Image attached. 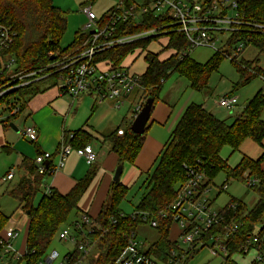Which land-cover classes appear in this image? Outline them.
Listing matches in <instances>:
<instances>
[{"label": "trees", "instance_id": "obj_1", "mask_svg": "<svg viewBox=\"0 0 264 264\" xmlns=\"http://www.w3.org/2000/svg\"><path fill=\"white\" fill-rule=\"evenodd\" d=\"M125 1L133 2V0ZM236 2L242 24L237 26V30L231 31L229 47L233 49L237 43L243 41L246 46L256 48L257 54L253 59H245L242 56L240 59L235 57L236 60H234L241 80L249 82L254 77H264V67L260 65V57H264V29L254 26L255 24L264 25V0H236ZM107 13L100 18L101 26H104L108 19ZM0 22L16 33L9 53L16 57L17 69L21 71H31L45 66L52 60L53 55L83 49L90 36V33L79 30L75 33L73 41L66 47H62L61 43L68 26V12L56 6L54 0H0ZM169 22V17L156 16L152 11L146 12L139 19L119 21L114 37L140 33L152 28H158L162 33H167L120 44L95 55V61L111 62L116 67H130L152 41L167 39L162 50L149 51L144 57L147 67L140 77V89L144 95L141 105L143 106L148 97H153L152 111L161 100L166 81L174 74L186 79L192 89L202 91L208 87L211 74L218 69L222 58L225 57L216 51L204 63L197 62L190 53L180 58V53L187 48L189 42L185 33L178 30V26H170L172 30H167L170 29L165 28ZM137 50L141 52L131 56V63H127L128 55ZM163 50L172 53L166 58H161ZM46 81H51L52 84L47 87L41 86ZM53 81H57V77L51 75L9 92L2 102L9 111L16 106H19V111L15 115L0 118V124L6 129L11 127V122L26 111L34 96L54 86ZM263 112L264 88L257 91L230 124L218 118L202 103L188 104L164 143L155 164L146 173V178L140 187L142 195L134 209V212H148L150 217L157 221V226L154 228L157 238L144 250L147 256H154L163 264L169 262L171 250L175 246L174 239L170 238L174 222L170 217H162V212L175 201L177 187L187 180L184 165H196L198 161L208 174L209 183L214 182L219 173L225 174L226 183L230 180H238L248 185V178L244 175L246 172L249 173V178L258 179L255 185H248L258 197L252 208H249L241 199L231 197L229 200L239 203L236 214L232 218L239 228L237 233L227 241L229 254L223 258L222 264H237L232 260V256L242 252L245 240L257 227L261 229L260 234L264 233ZM231 114L233 113L230 111ZM134 118V116L124 118L113 130L99 134L83 127L67 131L66 144L73 150H77L98 140L109 145V151L117 156L118 165H123L125 162L133 164L144 146L151 123L147 125L144 134H138L131 129ZM246 140L260 144L263 148L261 155L258 158L244 155L237 165L234 167L229 165L228 160L221 155L224 147H230L233 152H236ZM31 142L36 143V141ZM61 148V146L58 147L52 153V160L48 162L45 174H40L35 161L27 157L18 166L21 176L17 179L15 186L7 189V193L18 201L19 208L26 213L29 212L26 250L18 260L0 255V264H37L50 253L55 239L59 238V231L66 226H72L82 214L94 220L93 230L87 233L93 245L90 254L86 255V264H117L127 252L131 232H137L138 226L144 223L134 212L131 214L122 212L120 205L131 187L124 185L120 180L111 182L106 199L97 215L94 216L80 208V201L99 169L94 164L69 192L63 194L55 188H50L42 192L37 200L41 186L45 184L47 176L53 173L54 161ZM44 153L37 147V156ZM10 219L11 216L3 212L0 204V234ZM83 227L87 228V225ZM202 249L203 247L184 252L183 255H186V258L183 264H188L190 259ZM73 252V258H76L79 254L78 247ZM180 257L174 259L177 262L175 264H182Z\"/></svg>", "mask_w": 264, "mask_h": 264}, {"label": "built area", "instance_id": "obj_2", "mask_svg": "<svg viewBox=\"0 0 264 264\" xmlns=\"http://www.w3.org/2000/svg\"><path fill=\"white\" fill-rule=\"evenodd\" d=\"M213 1V0H212ZM206 2L205 0H133L129 3L120 0L107 13V21L104 26L99 24L100 18L91 10L84 7L87 14V28L91 29L90 36L86 40L87 45L83 49L73 50L65 54L53 55L52 60L45 66L35 68L31 71H21L17 69L16 57L9 53L15 41L16 33L0 22V118H6L17 114L19 106L9 111L2 99L11 91L27 83L47 78L54 75L57 81H53L59 92L76 99L83 93H94L97 101L112 100L119 105L134 90L140 89V77L131 71L129 67L113 66L111 62L95 61V55L100 51L111 47L130 43L139 39L154 36L160 31L152 28L145 32L127 34L121 37H114L119 21L127 22L131 18L139 19L143 14L152 11L156 16L165 15L170 18L167 26H178V30L185 33L188 39L187 48L180 53L183 58L195 48L207 46L215 51L221 52L226 57L241 58L248 46L243 41L231 49L229 39L223 43L222 47L217 46L218 34L227 30L229 33L237 30V26L242 24L240 15L237 12L236 0H216ZM228 11V12H227ZM233 11L230 15L229 12ZM257 28L264 25L255 24ZM85 43V44H86ZM264 78L263 76H260ZM55 80V78H54ZM237 97L224 96L219 100V105L232 111L235 107ZM142 105L135 110L134 117L141 110ZM22 135L30 141L38 140V132L31 125H24L21 129ZM76 151L84 157L90 165L97 159V153L88 145L85 148L73 150L65 144L62 146L57 161L54 163L53 172L65 165L66 159ZM52 160V153L45 152L35 157V163L40 174L47 172V163ZM187 172V180L181 183L176 189L175 201L162 212V217H170L174 225L177 226L178 237L174 239L175 246L171 250V257L167 264L177 263L174 259H179L183 264L186 255L184 252L198 248L210 247V252L214 256H228L227 241L238 231V224L233 221L239 203L238 201H228L224 206L216 208L215 198L209 196L211 184L209 176L202 164L198 161L196 165H184ZM15 171H10L3 179L11 180ZM248 178V185H255L258 179L249 178V173H245ZM228 183H224L219 188L226 190ZM50 187L47 188L49 190ZM142 222L149 223L153 228L157 226V221L150 217L148 212H134ZM94 220L85 214L79 217L72 226H66L59 231V238L62 241H70L74 244V249L78 247L79 254L73 258V251L61 254L58 250L52 249L50 253L37 264H86V255L92 250V241L87 236L88 231L93 230ZM87 225V228L83 226ZM89 227V230H88ZM260 227H257L253 234L249 235L242 246L241 256H248L253 253L249 264H264V233L260 234ZM19 235L15 226H6L0 234V255L18 260L24 252L15 250L12 240ZM185 244V246L183 245ZM126 254L117 264H163L154 256H147L142 244L137 239V232H131L128 238ZM234 256V255H233Z\"/></svg>", "mask_w": 264, "mask_h": 264}, {"label": "rangeland", "instance_id": "obj_3", "mask_svg": "<svg viewBox=\"0 0 264 264\" xmlns=\"http://www.w3.org/2000/svg\"><path fill=\"white\" fill-rule=\"evenodd\" d=\"M119 0L115 1V4ZM214 2L216 0H213ZM212 1V2H213ZM232 1V0H231ZM109 2V0H54V4L58 7H60L63 10H66L68 12V26L66 33L63 37L61 46L66 47L69 45L75 36V33L79 30H83L86 33H90V31L93 30V28L89 29L87 28L88 23V17L87 14L84 13L83 8L84 7H90L91 10L96 14V16L99 18L102 15V10L104 6ZM114 4V5H115ZM230 15L233 14V11L229 12ZM165 28H170L169 26H166ZM169 31L172 30V28L167 29ZM145 32V31H144ZM162 33V31H158V33L154 36L158 35H164L166 34ZM150 36V37H154ZM146 37V38H150ZM219 39L217 40V46L222 47L223 43H225L229 37L230 33L229 31L225 30L222 32H219L218 34ZM143 38V39H146ZM140 40V39H139ZM155 42V43H154ZM167 43V39H158V41H152L150 46L143 50L142 52L140 50H137L136 52H132L128 55L127 63H131V56H136V53H140L141 55L137 57L135 62H133L129 69L131 71L136 72V74L141 75L143 74L146 69V60H145V54L149 51L158 52L162 50V46ZM152 44H155L156 47H151ZM153 48V49H152ZM216 51L213 48L207 47V46H200L195 48L193 51L190 52V56L195 59L197 62L204 63L206 62ZM134 53V54H133ZM170 51L163 50L162 54L160 55L161 58H166L171 54ZM220 54H222L220 52ZM257 54L256 48L249 46L245 49L242 56L245 59H253ZM225 56L224 54H222ZM260 65L264 67V57H260ZM50 82L44 83L43 87H47L51 85ZM261 88H264V78L262 77H254L249 82H243L241 80V76L239 72L237 71L234 60L232 57H223L220 63V66L217 70H215L209 79V85L207 88H205L202 91H196L192 89L189 86V83L186 79L183 77L178 76L177 74H174L171 78H169L166 81L165 87L163 92L161 93V100L157 103L166 102V103H172L173 102V94L179 95L178 102H177V112L180 110V108L186 103V102H195V103H204L208 110H212L215 115L223 120H226L228 124L232 123L235 119V117L244 109L246 104L251 100V98L257 93L258 90ZM141 92V93H140ZM140 97L143 99L144 95L143 92L140 89ZM175 92V93H174ZM226 95H232L233 97L238 98V102L235 103V107L231 111L233 114L229 115L230 111L226 108L219 106V99L221 97H224ZM100 106V110L96 112L94 115L95 118H98L100 121L99 123H102L99 125V123H96V127L100 131L109 132L115 128L119 122L117 121L119 117L123 116L127 113L128 109H133V106L129 104L128 101L125 102L121 106V108L114 110H109L108 108V100H104L103 102L98 104ZM172 105V104H171ZM111 109V108H110ZM90 112L87 117H89ZM93 117V119H94ZM106 117V120H105ZM262 117L264 118V112L262 114ZM113 120V123L109 125V120ZM174 116L170 118L168 121V125L171 124L173 121ZM96 119L93 120L95 122ZM164 125H154V128L149 132V135H154V137H157L161 142L165 143L167 138L170 135V132H168V127H165ZM94 131V129H92ZM99 134V132L95 131ZM94 132V133H95ZM29 140V139H28ZM102 144V143H101ZM98 142H94L92 146H94L95 150L98 152L101 151L100 148L102 147ZM264 145V141H263ZM105 146L108 148L109 145L106 143ZM103 148V150L100 152V154H104L106 152V148ZM224 150L222 153L227 154V158H229L230 162L234 164V162H239V159L236 158H242L243 155L248 154V156H252L254 158H258L263 148L260 144L255 143L254 141L247 140L243 147L241 148V151L238 150L235 153H230V147L229 149ZM249 152V153H247ZM98 161H100V158H98ZM245 175V174H244ZM145 179V176L136 183V185L130 189L129 193L127 194L124 201L121 203L120 208L123 213L125 214H131L134 212L135 206L140 201L142 190H140V187L142 185L143 180ZM226 179V176L224 173H219L216 177L214 182L211 184V192L209 196L215 198L214 206L216 208H219L221 206H224L227 201L230 200L231 197L241 199L249 208H252L257 200V194L254 190L250 189L248 185L245 183L238 181V180H230L228 182V188L226 190L220 191L219 188L224 183ZM17 179L14 181H10L8 183H5L3 186V189H0V200L2 203V210L3 212L11 216V220L15 223H13V226H15L18 231L19 235L12 240V244L15 250H18L20 252H25L26 250V235H27V228H28V214L26 211H24L22 208L18 207V201L10 197L6 193V189L12 188L16 185ZM10 186V187H9ZM41 192L38 194L37 200L40 198L42 192H44V188H40ZM2 193L4 196H2ZM2 196V197H1ZM9 225V222L7 226ZM12 226V224H10ZM6 227V226H5ZM177 226L173 225L171 231H170V238L180 240L177 234ZM157 238V233L155 229L149 224V223H141L138 226L137 230V239L142 244L143 250H146L152 242H154ZM185 246V244L183 243ZM52 249L58 250L61 254H64L65 252L72 251L74 249V244H72L69 240L68 241H62L59 238H56ZM247 257L252 258L253 253H250ZM246 258V257H244ZM234 261L237 263L240 262L239 259L234 258ZM247 261H242V264H247ZM222 263V255L214 256L210 252V247L207 246L203 248L197 255H195L193 258L190 259L188 264H221Z\"/></svg>", "mask_w": 264, "mask_h": 264}, {"label": "crops", "instance_id": "obj_4", "mask_svg": "<svg viewBox=\"0 0 264 264\" xmlns=\"http://www.w3.org/2000/svg\"><path fill=\"white\" fill-rule=\"evenodd\" d=\"M115 1L116 0H109V2L103 8L101 16L107 13V11H109L114 6ZM152 46L153 48L156 47L155 44H152L151 47ZM43 85L44 83L41 86ZM139 92L140 89L134 90L119 105H116L112 100H108L109 110L121 108V106L125 104L126 101H128L131 106L134 104L133 109H128L126 114H124L122 117H119L117 120L119 124H117L115 128L120 125L124 118H133L135 110L142 104L143 101L140 97L141 92ZM177 93L178 92L173 94L174 98L173 102L171 103L172 105L170 103L168 104L166 102H161L155 106L149 121L151 122L149 132L154 128V125H164L165 127H168V132L172 131L175 124L183 114L185 108L188 106V104H190V102H186L177 112V102L179 98ZM101 102L103 101H97V97L93 93H83L76 99H73L68 95L61 94L54 85L34 96L29 102L26 111L20 117L11 122V127L6 129L2 124H0V189H3L5 183L20 178L21 174L18 172V166L22 163L25 157L35 160V157L37 156V147L40 151L54 153L58 147H62L66 144L67 131H74L82 127L90 131L94 129L92 132L97 131L99 133H103V131L98 130L96 127V123H99L100 120L94 117L96 112L100 110V106L98 104ZM237 102L238 98L236 100V103ZM204 106L207 108L205 104ZM210 111L213 112L212 110ZM89 112L90 115L87 117ZM26 116H28V118H26ZM172 116H174L173 121L171 124H169V126H167V123ZM93 117L96 119L95 122H93ZM108 123L111 125L113 120L110 118ZM101 124L102 123H99V125ZM24 125H31L36 128L38 132V140L35 144L37 147L33 142L22 135L21 129ZM149 132L144 142V146L135 162L133 164L125 162L123 164V171L120 181L128 187L133 188L143 177V175L146 178V173L149 172V170L153 167L159 153L164 146L163 142H161L157 137H154V135H149ZM94 142H98V140H94L90 146H92ZM99 143L101 144V142ZM101 145L102 147L100 150L102 151L105 144L102 143ZM242 147L243 145L241 148ZM3 148H5V150H3ZM92 148L95 150L94 146H92ZM105 148L107 151L104 152V154H100L101 151L98 152L95 150L97 153V159L94 165L98 166L99 169L93 182L80 201V208L84 211H89L94 216L97 215L102 203L106 199L109 186L113 181L114 173L118 166L116 154L110 152L106 146ZM226 148L229 149V147L226 146L222 152L227 150ZM222 152V157L228 160L229 165L234 167L238 164V160L237 162H234V164L231 163L229 158H227V154H223ZM230 153L233 154L235 152L230 149ZM57 158L54 163L57 161ZM98 158H100V161H98ZM236 159H239L240 161L242 158L240 157ZM92 166L86 162L84 157L79 156L76 151H73L66 159L65 165L52 174L48 175L45 184H43L41 187L44 188V191L50 187L55 188L61 193L65 194L70 191V189L79 179L86 175ZM12 170L15 171L14 178H12L10 181H5L3 178ZM2 196H4L3 193ZM0 204L2 208L1 200ZM13 223L14 222L10 219L9 225H13ZM233 257L239 259L240 262L237 263L234 261ZM245 259L248 260L247 264H249L252 258L247 256L244 258V256L239 254H234V256H232V260L237 264H242V261H245ZM223 260L224 259L222 257V263Z\"/></svg>", "mask_w": 264, "mask_h": 264}, {"label": "water", "instance_id": "obj_5", "mask_svg": "<svg viewBox=\"0 0 264 264\" xmlns=\"http://www.w3.org/2000/svg\"><path fill=\"white\" fill-rule=\"evenodd\" d=\"M54 58V57H51ZM153 103H154V98L153 97H148L147 100L145 101V103L143 104L141 110L137 113V115L135 116L132 125H131V129L138 134H144L146 127L150 121L151 118V113H152V107H153ZM48 166V163H47ZM122 171H123V165H118L115 173H114V177L113 180L114 181H119L120 177L122 175ZM29 212H27L28 214Z\"/></svg>", "mask_w": 264, "mask_h": 264}]
</instances>
